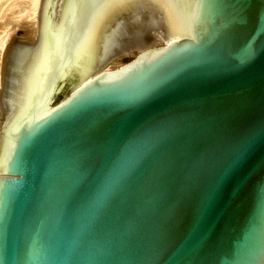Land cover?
<instances>
[{
    "label": "water",
    "instance_id": "1",
    "mask_svg": "<svg viewBox=\"0 0 264 264\" xmlns=\"http://www.w3.org/2000/svg\"><path fill=\"white\" fill-rule=\"evenodd\" d=\"M57 1L2 55L0 264H264V0Z\"/></svg>",
    "mask_w": 264,
    "mask_h": 264
},
{
    "label": "rangeland",
    "instance_id": "2",
    "mask_svg": "<svg viewBox=\"0 0 264 264\" xmlns=\"http://www.w3.org/2000/svg\"><path fill=\"white\" fill-rule=\"evenodd\" d=\"M2 1V3H1ZM0 0V16L3 15V16H6L5 20H4V25L3 26H0V32H1V27H6L8 28V30L10 31V34H9V37L7 39V43H6V46L8 45L11 37H13L14 35H16L18 33V30L21 29V28H26L27 30H31V23L32 21L30 22L28 15H26L28 12H26V7H27V3L26 1L27 0ZM21 1V2H20ZM61 1L62 0H58L57 1V12H58V9L60 7V4H61ZM9 4V5H8ZM15 4V5H14ZM9 9V10H8ZM5 12V13H4ZM8 12V13H7ZM9 12H10V15H9ZM3 13V14H1ZM6 14V15H5ZM29 14V13H28ZM13 15V16H12ZM21 15V16H20ZM23 15V17H22ZM25 15V16H24ZM30 15V14H29ZM27 18L28 20L25 19V21H23V19H21L20 23L25 22V26L24 24H18V25H15L16 24V21L17 19L15 18ZM26 21H27V24H26ZM30 24H29V23ZM1 25V24H0ZM28 25V26H27ZM31 26V27H30ZM10 27V28H9ZM30 27V28H29ZM151 34H154L156 36V40H160L161 42H157L154 46L152 47H149V48H146L144 50H147V49H151V48H159L163 45H165L166 43L163 41V39L161 38L160 34L157 33V32H151ZM10 38V39H9ZM6 46L4 47V50L6 48ZM4 50L2 51V54L0 55V79H1V62H2V55H3V52ZM140 52L137 51V50H131L129 51V55L126 56H120V57H117L114 59V62L112 63H109L108 65H106L100 72L102 71H105L106 69H111V70H116L118 69L119 67H122L123 65H125L124 63V58H132V57H135L136 55H138ZM99 73V72H98ZM9 114H7L4 119H3V122L1 123L0 125V132L2 131V126L4 125L5 123V120L8 118Z\"/></svg>",
    "mask_w": 264,
    "mask_h": 264
},
{
    "label": "bare ground",
    "instance_id": "3",
    "mask_svg": "<svg viewBox=\"0 0 264 264\" xmlns=\"http://www.w3.org/2000/svg\"><path fill=\"white\" fill-rule=\"evenodd\" d=\"M12 1H14V0H12ZM11 1V2H12ZM41 1L42 0H27L26 1V3H27V7H26V12H28L26 15H28V17H30L31 16V18H29V20H30V22L32 21V27H31V30H30V32H31V34L32 35H37V31H38V14H39V9H40V5H41ZM21 2V1H20ZM1 3H2V1H1ZM9 5V4H8ZM15 5V4H14ZM56 7H57V4H56ZM9 10V9H8ZM5 13V12H4ZM8 13V12H7ZM1 14H3V13H1ZM6 15V14H5ZM9 15H10V12H9ZM13 16V15H12ZM21 16V15H20ZM25 16V15H24ZM22 17H23V15H22ZM15 18V19H17V21H16V24L15 25H18L19 23H20V21H21V19H23V21H25V19L26 20H28L27 18ZM5 18H6V16H3V15H1L0 16V26H3V24L5 23L4 22V20H5ZM28 20V21H29ZM22 21V23L24 24L25 22H23ZM22 23H20V24H22ZM29 23V22H28ZM7 24V23H6ZM6 24H4V25H6ZM22 24V25H23ZM26 24H27V21H26ZM30 24V23H29ZM24 26H25V24H24ZM28 26V25H27ZM29 27V28H30ZM10 28V27H9ZM9 34H10V31L8 30V28H7V26L6 27H1V32H0V55L2 54V51L4 50V47L6 46V43H7V39H8V37H9ZM10 39V38H9ZM166 46V44L165 45H163V46H161V47H159V49L160 48H163V47H165ZM125 66H127L126 64L125 65H123L122 67H119L118 69H116V70H111V69H106L105 71H104V73L105 72H116V71H118V70H120V69H122L123 67H125ZM95 77H96V75H95ZM91 80H93V78L91 79ZM3 177V175H1L0 174V179Z\"/></svg>",
    "mask_w": 264,
    "mask_h": 264
},
{
    "label": "flooded vegetation",
    "instance_id": "4",
    "mask_svg": "<svg viewBox=\"0 0 264 264\" xmlns=\"http://www.w3.org/2000/svg\"><path fill=\"white\" fill-rule=\"evenodd\" d=\"M106 52V51H105Z\"/></svg>",
    "mask_w": 264,
    "mask_h": 264
}]
</instances>
